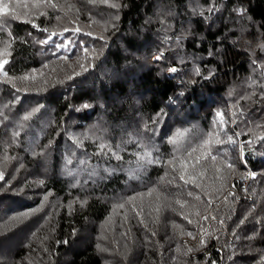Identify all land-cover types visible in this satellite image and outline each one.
Instances as JSON below:
<instances>
[{
  "label": "trees",
  "instance_id": "1",
  "mask_svg": "<svg viewBox=\"0 0 264 264\" xmlns=\"http://www.w3.org/2000/svg\"><path fill=\"white\" fill-rule=\"evenodd\" d=\"M3 3L0 264H264V0Z\"/></svg>",
  "mask_w": 264,
  "mask_h": 264
},
{
  "label": "snow or ice",
  "instance_id": "2",
  "mask_svg": "<svg viewBox=\"0 0 264 264\" xmlns=\"http://www.w3.org/2000/svg\"><path fill=\"white\" fill-rule=\"evenodd\" d=\"M212 9H210L211 11ZM0 14H3L5 16H7L9 14V5L7 3H3V0H0ZM160 57H156V59H159ZM8 61L4 60L2 63H0V67L3 66V64H6ZM172 72H175L176 69L173 68L171 69ZM6 75V74H5ZM26 79V77H24ZM28 117H25V119H27ZM229 167H231V165H229ZM253 178H255V173H252ZM2 174H0V179H2ZM181 179H183V176H181ZM205 219H207V217H205ZM63 243H67V241H63Z\"/></svg>",
  "mask_w": 264,
  "mask_h": 264
},
{
  "label": "rangeland",
  "instance_id": "3",
  "mask_svg": "<svg viewBox=\"0 0 264 264\" xmlns=\"http://www.w3.org/2000/svg\"><path fill=\"white\" fill-rule=\"evenodd\" d=\"M248 177H250V180L247 179ZM251 177H252V175L249 174V175H248L247 177H245V179H244V185H245L246 182H247V187H246V189H245V187H244V185H243V190H244L245 192H247V190H248V186L250 185V182H251Z\"/></svg>",
  "mask_w": 264,
  "mask_h": 264
},
{
  "label": "built area",
  "instance_id": "4",
  "mask_svg": "<svg viewBox=\"0 0 264 264\" xmlns=\"http://www.w3.org/2000/svg\"><path fill=\"white\" fill-rule=\"evenodd\" d=\"M247 179L250 180V177H248ZM244 187H245V189H246V187H247V182H246V184L244 185Z\"/></svg>",
  "mask_w": 264,
  "mask_h": 264
}]
</instances>
